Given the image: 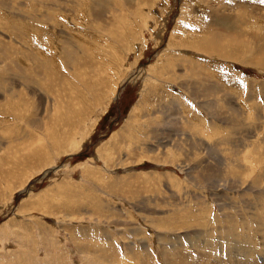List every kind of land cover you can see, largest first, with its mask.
<instances>
[{"label":"rangeland","instance_id":"1","mask_svg":"<svg viewBox=\"0 0 264 264\" xmlns=\"http://www.w3.org/2000/svg\"><path fill=\"white\" fill-rule=\"evenodd\" d=\"M77 3L0 0V264H246L233 254L211 258L200 247V241L223 244L225 253L222 229L227 233L237 225L243 235L241 223L246 221L261 224L259 233L248 238L264 252V218L257 217L259 211L264 214V203L249 207L264 194V60L261 65L251 61L254 55L264 59L255 53L264 48V34L253 37L255 24H264V4ZM93 4L119 29L103 31L107 22L86 20L85 10ZM1 19L41 21L39 26L75 45L76 68L58 59L55 70L43 71L41 61L49 55L36 58L28 51L29 34L15 33ZM74 25L82 31V45L70 31ZM199 25L209 34L221 31L224 40L233 37L241 44L242 39L245 46L235 48L231 42L230 52L223 46L220 58L180 48L179 40H192ZM183 58L193 66H185ZM97 67L99 75L93 71ZM215 67L237 75V87H224ZM200 68L209 73L205 89ZM105 76L111 79L108 86L98 84ZM88 79L95 80L96 94L87 91ZM206 94L223 106L221 113L201 106ZM171 97L182 100L191 124L201 121L208 134H188ZM77 109H82L79 117ZM185 139L204 149L186 165L181 152L187 146L174 154L175 145ZM224 166L243 169L241 184L225 176ZM95 197L107 207H92L89 198ZM203 204L205 226L180 229V219ZM255 258L264 264V253Z\"/></svg>","mask_w":264,"mask_h":264},{"label":"bare ground","instance_id":"2","mask_svg":"<svg viewBox=\"0 0 264 264\" xmlns=\"http://www.w3.org/2000/svg\"><path fill=\"white\" fill-rule=\"evenodd\" d=\"M85 1V2H89V3H94L96 0H78V3L77 4H82V2ZM242 1V6H248L247 2L248 0H241ZM255 3L258 4L257 1H255ZM94 7V4L93 6H91V8H88L85 10V15L87 17L86 20L88 21H93L94 23L97 24V21L95 19V17H97L99 20H102L103 22H107L102 16V11L101 10H94L92 9ZM101 11V12H100ZM91 17V18H90ZM118 17V16H117ZM122 18V17H121ZM222 20V19H221ZM1 22L4 23V26L7 27L8 29H15L14 32L17 33V31L19 29H21L18 33H22V32H25L27 34H29V39H30V48H28V51L30 53H33V55L36 57V58H39L41 55L43 54H47L49 55V57L45 58L44 61H41L42 62V65H43V71H49V72H52L53 70H55L56 66L58 65V61L60 60L61 62H63L65 64V66L67 65V63H72L74 64V54L76 52L75 48L71 42H65L63 41V38H59L57 34H53L50 29L46 30L45 28L39 26L40 23H42L41 21H29L27 23H23V24H15L13 23L10 19H1ZM44 23V22H43ZM46 23V22H45ZM44 23V24H45ZM78 24H85L86 21H83V22H76ZM60 24V23H59ZM106 25L103 27L101 26L102 30L103 31H107V32H111L113 29H111L110 27L113 26V28H115V26L120 27L119 24H117V22H114V21H109L107 23H105ZM216 24H219V23H216ZM48 25V24H47ZM93 25V24H92ZM91 25V26H92ZM230 25H232V30L233 32H237V28H234V26H236L235 24L233 23H230ZM222 26V25H221ZM224 26H225V23H224ZM49 27V26H48ZM256 28V33L254 34L253 37H255L256 39H258V36L263 33L264 34V24L260 23V25L257 27V25L255 24L254 26ZM219 28V27H218ZM187 29V28H186ZM217 29V27H216ZM221 29V28H220ZM185 30V28H184ZM222 30V29H221ZM71 32H73V35L75 36L76 40L79 42L80 45L83 44L80 36L82 34V31L81 29L77 26V25H74L71 29H70ZM114 31V30H113ZM119 31V30H118ZM30 32V33H29ZM221 31H218L216 33H212V34H209L207 32V30L204 32L203 31V28L199 25V28L197 27L196 28V33L195 34H192L194 35L192 40L190 41H185V40H182L180 39L179 40V46L180 48L182 49H189V50H192V51H196V52H200V53H204V54H207V55H214L213 57L215 56H219L218 58L220 57H224L222 54H223V46L227 49L228 52H230L231 49H229V47H231L233 44H231V42H233L234 38L232 37L231 39H227V40H224V37L221 33ZM120 33V32H119ZM118 32L116 33L115 32V36H118L120 35ZM122 33V32H121ZM225 33V31H224ZM230 34V33H229ZM231 34H233L231 32ZM240 35V33H239ZM242 35V34H241ZM79 36V37H78ZM113 36V35H112ZM238 36V35H236ZM110 37V36H108ZM119 37V36H118ZM126 37V36H125ZM117 38V37H116ZM260 38V37H259ZM85 39V36L83 38V41ZM121 40V39H120ZM240 40V43H237V42H233L235 45H233L235 48H239V45L241 47L245 46V42L244 40L242 39H239ZM243 45V46H242ZM88 46V45H87ZM96 46V45H95ZM94 47V46H93ZM98 47V46H96ZM123 47V46H122ZM77 48V47H76ZM91 48V47H90ZM234 48V49H235ZM93 49V48H92ZM240 49V48H239ZM258 50H256L255 53H258V54H262L264 56V48H256ZM45 50V51H43ZM96 50V49H95ZM100 50V49H99ZM126 50V49H125ZM243 50H245L243 48ZM219 51L221 56L219 55ZM252 51V50H251ZM28 52V54H29ZM52 54H51V53ZM78 52V51H77ZM106 52V51H105ZM104 52V53H105ZM83 53V52H82ZM27 54V55H28ZM73 55V56H72ZM78 55V54H77ZM80 55V54H79ZM32 56V57H34ZM62 56H65L66 57V60H64L62 58ZM256 55H254V57L251 58V61H253L256 65H261L262 61L264 59L262 58H257L255 57ZM260 56V55H259ZM57 57V59H56ZM251 57V56H250ZM264 58V57H263ZM59 59V60H58ZM110 59V58H109ZM58 60V61H57ZM112 60V59H111ZM176 62H179L181 61V58L177 57L176 59ZM39 62V61H38ZM40 62V63H41ZM108 62L112 63L110 60L107 61L106 64H108ZM182 62L185 66H193V61H191L190 59H185L183 58L182 59ZM61 64V63H60ZM105 64V65H106ZM35 66V64H32ZM177 65V64H176ZM77 64H74V67L76 68ZM33 67V66H32ZM20 68V67H19ZM62 68V67H61ZM100 67H97V69H93V71H95V73H97L99 75V72ZM81 69V68H79ZM201 69V74L203 75V80L201 82V86L202 88H206L207 87V82L209 80V73L206 69H203V68H200ZM97 70V71H96ZM222 69L220 68H217L215 67L214 68V72H219L221 71ZM58 71V70H57ZM56 71V72H57ZM75 72H78V69H74ZM74 72V73H75ZM88 72V71H87ZM222 73L220 74V83L224 86V87H229L230 85L233 86L234 88L237 87L235 84L240 82L239 78L237 75L235 74H231L227 71H221ZM224 72V74H223ZM38 74V73H37ZM50 74V73H49ZM19 75V74H18ZM81 75V74H80ZM24 76V75H23ZM95 76V74L93 75ZM25 77V76H24ZM73 77V76H72ZM33 78V77H32ZM106 78V76H105ZM1 79V78H0ZM28 79V78H27ZM90 79V78H89ZM89 79H88V82H89ZM3 80V79H2ZM77 81V80H76ZM91 81V80H90ZM95 81V80H94ZM89 82L87 85L88 87V90H90V92L93 94H96V90L98 89V87H95L94 89V84L96 82ZM99 81V80H98ZM1 82V81H0ZM111 82V79H101L98 84L100 85H106L108 86V83ZM28 83V82H27ZM87 83V81H86ZM25 84V83H24ZM2 85V84H1ZM97 85V84H95ZM26 86V85H25ZM29 86V84H28ZM84 86V85H83ZM77 87V85H76ZM76 89V88H75ZM149 89V88H148ZM77 90V89H76ZM86 90V89H85ZM152 90V89H151ZM84 91V90H83ZM185 95L189 96V95H193L190 88H186L185 89ZM77 93V92H76ZM89 93V94H91ZM170 95V94H169ZM78 97V96H76ZM96 97L97 99L100 98L99 96H94ZM93 97V98H94ZM101 97H104L105 96H101ZM190 97V96H189ZM188 97V98H189ZM82 98V97H80ZM85 98V97H84ZM83 98V99H84ZM203 100H202V104L201 106H203V108H207V110L209 109L211 111L214 110V111H219L220 113L223 111L222 110V107L223 106H219L220 104H217L215 103L214 101H209L208 100V95H204L201 97ZM79 99V97H78ZM81 99V100H83ZM177 98H174L172 99L171 97V102H178L177 106L179 108V112L181 113V118L183 119V121L185 122V124L187 126H185L186 130L189 132L188 134L190 135H195V134H208V129L206 130V126H204V124L200 121L199 125H201V128L199 127L198 123L195 122V124H191V121L192 119L188 117L187 115V112H186V109L184 110V103L182 102V100H180L179 98L176 100ZM85 100V99H84ZM101 100V98H100ZM193 100V99H192ZM195 100V98H194ZM143 101V100H142ZM67 102V101H65ZM77 102V101H76ZM80 102V100H79ZM84 102V101H83ZM81 102V104L83 103ZM145 102V100H144ZM143 102V103H144ZM88 103V102H87ZM139 103V102H138ZM180 104H181V108H180ZM78 105V104H77ZM139 105V104H138ZM215 105V109L213 108ZM76 106V105H75ZM74 106V107H75ZM79 106V105H78ZM85 106H87L85 104ZM80 108V106H79ZM138 109V108H137ZM202 110V109H201ZM82 111L77 109V114H78V117L80 116V112ZM206 111V110H205ZM201 112V111H200ZM204 112V110H203ZM191 113L193 114L194 117H197V119L200 120L201 116L197 114V109H193V111H191ZM209 113V111H208ZM76 114V115H77ZM183 117H187V119H184ZM31 118V117H30ZM189 119V120H188ZM203 119V118H202ZM129 122V121H128ZM35 125V124H34ZM62 125V124H61ZM38 127V126H37ZM40 127V126H39ZM184 127V126H183ZM56 128V127H55ZM215 128V127H214ZM16 130V129H15ZM12 131V130H11ZM233 132H234V129H233ZM127 133V132H126ZM119 136V135H118ZM61 138V137H60ZM188 140L185 139L183 141V143L181 144H178L177 146L175 145V149H174V154L175 155H178L180 153H178L177 150H181V149H184L185 146H187L189 149L187 150H184V152H181L182 155H183V163L184 165L186 164H189L191 163L190 161H192L193 159L195 158H198L201 154H202V151L204 149L198 147L195 143H191V144H188ZM172 143V141H171ZM167 144V143H165ZM164 144V145H165ZM193 146L195 151L194 153H189L190 152V146ZM164 147V146H163ZM192 150V149H191ZM208 152V151H206ZM195 155V156H194ZM160 156V155H159ZM207 156V155H206ZM207 157L203 159L200 158V160L202 161H206ZM218 162V161H217ZM196 164V163H195ZM218 164V163H217ZM196 168L198 167V165H194ZM194 168V167H193ZM188 170V169H187ZM201 170V179L204 178V175H205V172L204 170L206 171L207 169L204 168V166L202 167ZM197 171V170H196ZM229 171V166H224V169H223V173L227 175L225 176H228L230 175V177H233L235 182H242V174H243V169H241L240 167L237 168L236 170L235 169H230ZM2 172V171H1ZM200 172V171H199ZM164 176H166L165 174H163ZM171 177V176H170ZM240 178V179H239ZM170 179V178H169ZM219 179V178H218ZM259 179V177H255V179L253 180V183H258L256 182L257 180ZM204 180V179H202ZM240 182V184H241ZM253 187V186H252ZM251 187V188H252ZM249 190V189H248ZM247 192V191H246ZM186 195H189V193L186 192ZM190 196V195H189ZM256 201H254L252 203V206H249L250 208H253V209H256V207L254 205L258 204L259 206L262 205V203H264V194L261 192L260 195L256 196ZM72 201L68 200L67 201H70V202H77V200L75 199H71ZM89 201L90 204L92 205V207H98V208H106L107 206L104 205L102 202L99 201V197H95L93 200L89 198ZM204 202V201H203ZM249 203V202H248ZM247 204V203H246ZM221 206V205H220ZM228 207V206H227ZM222 208V207H221ZM188 209V208H187ZM206 209L205 207V204H203L202 207L199 208V211L197 213H193L192 211H188V214L186 216H184L183 218L180 219L179 221V228L180 229H187V228H190L192 227L193 225L196 226V225H200L201 224L203 225V227L205 226L206 224V220L203 219V215H204V218H205V214H203L202 212ZM195 210V209H194ZM257 217H259L260 219H263L264 218V214L262 211H259L257 213ZM176 225H178V223L176 222ZM202 227V228H203ZM258 227H261V224L258 223V222H252V221H246V222H242L241 223V228L244 232V234L242 235V233L239 231V227L237 225L235 226H231L228 230V232L226 233V229L223 228L222 230L224 231V235L222 236V239L225 240V247H223V249L225 250V253H223V250H222V245H208V244H205L203 241L200 243H203L201 244V249H204L205 250V253L207 255H209L211 258H213V256L217 257V258H223V259H226V258H229L232 254L233 256L237 259V261H242V262H245L246 264H257V259L255 257H257L258 253H264L263 251L261 250H258L255 245H254V239L253 237H250L248 238V236L250 235H257L259 233V231L256 230V228ZM204 230V228H203ZM204 232V231H202ZM210 234V233H208ZM196 238V236H195ZM194 238V239H195ZM196 242V241H195ZM203 245V246H202ZM221 246V247H220ZM217 248H219V250H217ZM161 256L163 258V260H165L166 258L163 257V254L166 253V249L165 247L162 248L161 250ZM235 254V255H234ZM257 254V255H256ZM167 255V253H166ZM256 255V256H255ZM253 258H254V261H253ZM218 260H222V259H218Z\"/></svg>","mask_w":264,"mask_h":264},{"label":"snow or ice","instance_id":"3","mask_svg":"<svg viewBox=\"0 0 264 264\" xmlns=\"http://www.w3.org/2000/svg\"><path fill=\"white\" fill-rule=\"evenodd\" d=\"M259 2H260L261 4H264V0H259Z\"/></svg>","mask_w":264,"mask_h":264}]
</instances>
